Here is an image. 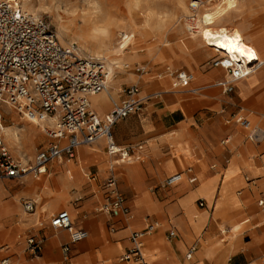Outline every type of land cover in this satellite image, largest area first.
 Listing matches in <instances>:
<instances>
[{"label":"crops","instance_id":"obj_1","mask_svg":"<svg viewBox=\"0 0 264 264\" xmlns=\"http://www.w3.org/2000/svg\"><path fill=\"white\" fill-rule=\"evenodd\" d=\"M180 44L168 57L167 53H155L150 72L121 83L118 80L107 88L106 95L101 93L91 100L92 109L104 118L115 103L125 99L127 88L122 89V83L141 86V96L146 99L143 110L113 128L116 143L130 149V162L112 167L108 143L101 139L80 147L74 159L53 161L39 179L9 180L25 186L11 201L5 198L10 190L0 183L4 200V205L0 204V264L7 258L11 264H75L90 250L105 246L114 249L113 264H134L122 258L131 248L129 238L135 231L145 233L143 253L149 264H186L195 257L190 264H256L260 260L264 255V207L259 205L264 197V139L251 140V132L237 120L243 117L253 128L264 131V71L258 70L237 83L232 94H225L213 84L224 81L227 71L222 67L206 71L200 66L205 59L219 55L204 54L202 49L195 52L185 47L186 42ZM185 54L193 57L192 66L183 59ZM181 60L187 68L181 71L193 73L194 69L206 77L205 82L193 81L197 89L174 87L175 73L166 65L176 66ZM20 119L26 120L24 116ZM30 131H20L21 139L32 143L25 147L26 160L27 156L36 157L43 142L40 132ZM111 173L118 178L132 219L102 210L107 196L103 185ZM177 174H183V180L167 187L166 180ZM26 197L37 203L35 213L25 212L22 201ZM201 201H205L204 207ZM62 211L70 213L77 231L89 233L88 239L73 242L68 231L51 226ZM199 218H205V224L197 234L192 224ZM212 219H223L225 224L226 236L221 242L209 232L202 237ZM153 222L160 226L148 233ZM242 222V232L234 233L232 225ZM174 230L176 236L172 238ZM167 231L168 240L145 253L146 241L160 239ZM31 237L43 240L39 254L28 243ZM196 239L200 243H193ZM202 240L211 247L224 244L211 258L206 256ZM149 252L154 253L151 258L146 256Z\"/></svg>","mask_w":264,"mask_h":264},{"label":"built area","instance_id":"obj_2","mask_svg":"<svg viewBox=\"0 0 264 264\" xmlns=\"http://www.w3.org/2000/svg\"><path fill=\"white\" fill-rule=\"evenodd\" d=\"M17 14L20 19H16ZM226 60L228 63H222V59L214 62V66L224 68L230 79L216 86L225 94H232L236 84L255 73L260 63L251 64L249 69V64L244 61ZM141 71L145 73V69ZM174 77L176 88L189 89L194 81L193 75L187 71H178ZM107 88L108 69L104 60L85 57L75 44L64 46L45 18L33 16L14 1H0V105H7L26 118L27 113L41 121L55 120V125L46 131L49 144L27 163L15 158L4 137L0 136V181L29 177L39 179L48 172V165L53 161L74 159L80 147L101 139H106L108 143V154L114 162L112 167L130 162L133 158L130 149L116 143L113 128L120 120L140 113L146 99L142 98L139 85H131L125 90V99L115 103L111 112L103 118L92 109L91 97ZM237 123L251 132V140L264 139V131L253 128L249 120L240 117ZM41 168L44 171H40ZM182 180L183 174H177L168 178L165 185L174 186ZM191 181L196 183L197 179L192 177ZM103 186L107 196L102 210L114 217L132 219V211L120 191L117 176L111 173ZM259 205L264 207V197ZM200 206L204 207V202L201 201ZM23 208L26 213H35L37 203L26 200ZM51 226L68 231L73 242L89 237L88 232L76 230L68 211L56 215ZM159 226L158 222L150 223L148 233ZM144 236L145 233L139 231L130 235L131 248L123 261L149 264L143 253ZM170 236L175 237L176 231H172ZM28 243L40 253L42 239L31 237ZM1 264H11V261L7 258Z\"/></svg>","mask_w":264,"mask_h":264},{"label":"rangeland","instance_id":"obj_3","mask_svg":"<svg viewBox=\"0 0 264 264\" xmlns=\"http://www.w3.org/2000/svg\"><path fill=\"white\" fill-rule=\"evenodd\" d=\"M0 1H5V0H0ZM190 1L191 0H187V4H189ZM203 1L208 2V0H203ZM263 3L264 0H240L239 9L237 11L232 12L230 14L231 17L229 16L227 21L223 22L219 27H227L229 29L243 27L247 33H253L254 35H256V40L253 41V44L256 46L258 41H264ZM32 4L39 13L38 16L36 17L45 18L50 23L52 29L57 34L59 30L61 29L64 30L68 38H67V43L63 42L59 38L63 44L65 45L75 44L80 49H82L83 54L87 56H89L90 54L93 55V53L92 51H90L92 49H88V50L84 49L82 46V42L79 39V35L81 32L80 28L83 24H88L89 22L98 19L106 20L108 17L111 16L116 22L124 26L118 28L119 30L117 29V32L115 34V40L118 43L124 40L125 35L127 36L130 35L132 30L129 27L132 24H138L140 27H142V29L139 30L140 33L136 34V41L134 43V46L131 47V50H128L126 52L128 55H132V56L134 55V60L127 62L126 65H128V67H124L123 71L116 74L115 76L114 81L117 82L118 80H121L120 83L126 81L127 78L130 77L129 74H132L131 76L133 77L143 75L141 71L142 69H145L146 73L150 72L149 63L150 60H153L155 53L157 52L167 53V57H168L171 49L177 47L178 45H181L180 43L184 44L185 42H187L188 39L190 38L189 32L187 30L181 31V28L183 26H185L186 24H190L194 28H196L193 30V32L199 30L197 25L198 18L194 14L185 15L184 12L180 11L178 7V0H32ZM204 48H202L201 50V52L204 54L215 53L211 49L208 48L204 49ZM175 52H178V50H176ZM216 54L217 53H215V55ZM182 57L185 61L188 62L189 65L192 66L193 61L189 57L186 56H182ZM220 59H221L220 55L216 56V58L205 59L200 63V66L203 70L208 71L214 68L215 67L214 62ZM166 69L169 70L170 73H176L178 71H181V69L186 70L187 68L183 60H181V62H177L176 66L172 65L171 63L167 64ZM259 71H262V69ZM192 72L193 73L191 74H194V69H192ZM134 84L137 83L127 84L126 82H124L121 85H123L122 89H126ZM216 85H217V81L213 84V87H215ZM119 89H121V86ZM191 89H197V87H195L192 84V86H190V89L188 90ZM198 90L201 91L202 89H198ZM97 105L98 107H101L100 103H97ZM13 110L14 109H12L7 105H0V111L4 114L3 119H1L4 126L14 125V123L12 122L13 116L18 120L19 124L24 126L31 125L30 122L26 120H21L20 118L22 115H20L18 112ZM11 111H13L14 113L11 114ZM26 132L30 133L31 131L30 129L23 130V133ZM41 135L43 136L42 137L43 142L39 145L40 150L46 147L50 142L49 136L46 132H42ZM20 144L22 147L21 148L22 153H25L24 152L25 147H29L30 145H32L30 139L27 140L25 138L21 139ZM11 152L12 154H14L12 150ZM13 156L17 158L15 154ZM34 158L35 155L33 157L27 156V162L33 161ZM109 160L113 161L111 157L109 158ZM51 174L54 175V173L52 172ZM49 177L44 178L43 181H46ZM23 181L24 179L22 180V182ZM0 183L4 188L10 190V193L5 197L9 201H11L14 198V196H17V194L25 187L20 184L21 182L19 183L9 180L4 182L0 181ZM23 199L24 200L22 202H24L26 199L30 200L33 198L26 197ZM202 202H204V206H205V201ZM0 204L2 206L4 205V200H2L1 196H0ZM60 210L54 213H58ZM188 213H190V211ZM150 218L156 219L155 217H150ZM204 224H205V218H199L197 222L192 224L197 234L200 233V230L203 228ZM216 227L217 229L215 230ZM224 228H225V224L223 222V219H218V220L212 219L210 223H208V226L206 227L204 232L202 233V237H205L206 233L209 232L213 234L214 238H216L219 242H221V240L225 239L226 236L223 233ZM168 231L162 234L160 238L161 240L158 238H154L152 240L148 239L146 241L145 253H147V250H149L150 247L151 249H158L157 245L162 244V240L163 242L167 241L169 236ZM170 240H176V239H170ZM204 241L205 240L201 241L202 246H204L205 244ZM25 243H26V237H25ZM193 243L197 244L200 243V241L199 239H196ZM193 243L191 245H193ZM223 244L224 243H220L217 246H213V247L210 246V248H212L211 258L214 255V250L215 249L218 250V248H221ZM96 251H98L97 254H99L101 248L97 249ZM153 255L154 253L151 252H149V254H146V256L149 258H151ZM194 262L195 261H193V263ZM76 263L77 261L75 262V264ZM256 264H264V255L260 258V260Z\"/></svg>","mask_w":264,"mask_h":264},{"label":"bare ground","instance_id":"obj_4","mask_svg":"<svg viewBox=\"0 0 264 264\" xmlns=\"http://www.w3.org/2000/svg\"><path fill=\"white\" fill-rule=\"evenodd\" d=\"M8 1H14L15 3L19 4L24 10L31 13L33 16H38L37 9L33 6L32 0H8ZM239 1L231 5V11H228L229 5L226 3H221L219 0H208V2H204L203 0H200L199 6L197 8H192L191 3L192 0L187 4V0H178V7L179 10L184 12V14H194L198 18V31L193 32L194 28L190 24H186L181 28V31L187 30L189 32V39L186 42L185 47L190 48L191 50L198 52L199 49L202 48H208L211 49L213 52L219 54L221 56V59H228L231 57L230 61L233 62H242L241 57L237 56L234 53H225L224 50H221L218 47H214L209 42H206L202 36V33L204 31L205 25L203 21V17L206 11H211L216 17H220L217 19V26L209 29V31L216 33L218 27L227 19L229 18L230 14L234 11H237L239 9ZM227 12V15L221 16L222 13ZM184 17V15H183ZM191 17V16H190ZM231 17V16H230ZM188 18V17H187ZM188 22V21H187ZM57 25V24H56ZM123 25L116 22L111 16L108 17L106 20H94L92 22H89L88 24H83L81 26V32L79 35V39L82 42V46L84 49H92L93 55L90 54L89 56L84 55L83 51L82 54L85 57L88 58H99L107 62V69H108V89L112 87L116 82L114 81L116 74L123 71L124 67H128L126 65L127 62L134 60V55H128L126 52L128 50H131V47L134 46V43L136 41V34L140 33L139 30L142 29L138 24H132L129 28L132 30L130 35H125V38L122 42H116L115 40V34L117 32V29L122 27ZM124 27V26H123ZM66 28V27H65ZM59 29V28H58ZM119 30V29H118ZM231 32L239 31L241 34V37L243 39V42L254 47L257 49L259 53V60L255 61L258 65V70H261V72L264 71V41H258L256 46L253 44V41L256 40V35L253 33H247L246 30L243 27L240 28H234L229 29ZM121 32V31H120ZM123 32V30H122ZM144 32V31H143ZM141 32V33H143ZM128 33V32H127ZM126 34V33H125ZM58 38H60L63 42L67 43L68 36L64 32L63 29L59 30L58 32ZM217 35H220L217 33ZM59 39V40H60ZM73 39V38H72ZM60 40V42H61ZM62 43V42H61ZM63 44V43H62ZM64 46H68L63 44ZM123 45V47H122ZM204 48V49H205ZM186 49V48H185ZM94 56V57H92ZM186 57H189L192 60V56L190 54H185ZM215 58V57H213ZM226 58V59H225ZM193 61V60H192ZM245 63L249 64L247 60H243ZM254 62V63H255ZM132 63V62H130ZM251 63V64H254ZM194 64V61H193ZM192 64V65H193ZM256 71V72H257ZM130 77L132 74H129ZM194 77V82H205L206 77L200 73L194 70V74H192ZM211 76V75H210ZM128 77L127 79H129ZM210 78V77H209ZM141 79V78H140ZM226 79H230V76L227 74ZM103 95H106V91L102 93ZM93 97H91V100ZM93 108V106H92ZM14 111V110H13ZM11 111V113H14ZM4 114L0 111V119L3 117ZM23 118V117H22ZM27 121L31 122L30 126H24L19 124L18 120L16 118H12V122L14 123L13 126H4L2 123L1 129H0V135L3 134L5 141L7 142L10 149L13 151L17 159H20L23 163H27L25 154L20 151L21 148V135L20 131H23V129L27 128L35 132H46L49 127H53L55 125L54 119H48V120H38L35 119L29 120L28 118L24 117ZM2 122V121H1ZM21 125V126H20ZM22 127V128H20ZM13 154V155H14ZM112 165H114V162L112 161ZM39 186H36L38 188ZM219 195V194H218ZM41 196V195H40ZM2 206V205H1ZM238 210V209H237ZM75 217V216H74ZM73 217V218H74ZM245 222L235 224L232 226V231L234 233H241L243 230V225ZM205 244L203 248L205 249V254L208 257L212 256V248L208 246L207 241H204ZM87 255H84L79 260H77L76 264H92V261H103L104 264H113V259L115 258L114 249L111 246H105L99 251V254H97L98 251L96 250H90ZM55 257H59V255H56ZM62 256L60 257V259ZM149 258V257H148ZM196 259V257H195ZM194 259V261H195ZM76 262V261H75ZM193 262H189L186 264H190Z\"/></svg>","mask_w":264,"mask_h":264},{"label":"snow or ice","instance_id":"obj_5","mask_svg":"<svg viewBox=\"0 0 264 264\" xmlns=\"http://www.w3.org/2000/svg\"><path fill=\"white\" fill-rule=\"evenodd\" d=\"M220 2L228 4V11H231V5L238 2V0H220ZM199 3L200 0H192L191 7L197 8ZM224 15H227V12L221 14V16ZM20 18V15L17 14L16 19ZM219 18L220 17H216L211 11L205 12L203 17L205 28L202 33L204 40L212 44L214 47L224 50L226 54L234 53L241 57V60L239 61L247 60L249 62L248 68L251 69V63L259 60V53L257 49L244 43L239 31L231 32L227 27H218L216 33L209 31V29L217 26V19ZM217 33L220 35H217ZM229 59H231V57H229ZM222 63H228V61L224 60ZM25 115H27L29 120H35L34 116L28 115L27 113ZM40 171H44V169L41 168ZM54 223H56V221H54Z\"/></svg>","mask_w":264,"mask_h":264}]
</instances>
